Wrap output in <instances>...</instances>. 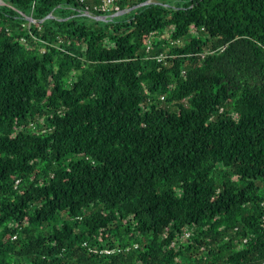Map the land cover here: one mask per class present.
<instances>
[{"label":"trees","instance_id":"16d2710c","mask_svg":"<svg viewBox=\"0 0 264 264\" xmlns=\"http://www.w3.org/2000/svg\"><path fill=\"white\" fill-rule=\"evenodd\" d=\"M1 1L0 264H264V0Z\"/></svg>","mask_w":264,"mask_h":264},{"label":"water","instance_id":"95a60500","mask_svg":"<svg viewBox=\"0 0 264 264\" xmlns=\"http://www.w3.org/2000/svg\"><path fill=\"white\" fill-rule=\"evenodd\" d=\"M151 2H152V0L144 1V2H142V3H139V4H136V5L132 6V7H130V8H127V9L120 10V11H118V12H115V13H113V14L110 15V16H106V15H93V14H91V13L88 12V11H85V12L83 13V15H84L85 17H89V18L94 19V20H97V21H107V20H112V19L115 18V17L122 16V15H124V14H126V13H128V12H130V11L136 9V8H139V7H141V6H144V5H146V4H150ZM0 4H3L1 0H0ZM47 18H53V15H52V14H49L47 17H45V18L42 19L41 21H44V20L47 19ZM28 20H30V21H32V22L34 21V20H32L31 18H28Z\"/></svg>","mask_w":264,"mask_h":264},{"label":"built area","instance_id":"2783aa9c","mask_svg":"<svg viewBox=\"0 0 264 264\" xmlns=\"http://www.w3.org/2000/svg\"><path fill=\"white\" fill-rule=\"evenodd\" d=\"M80 3H83L85 0H78ZM95 10L101 14H110L119 11V7L116 4L115 0H103V2L95 7ZM161 58H157L159 61ZM105 253H110V251H103ZM113 252V251H112Z\"/></svg>","mask_w":264,"mask_h":264},{"label":"rangeland","instance_id":"374dc122","mask_svg":"<svg viewBox=\"0 0 264 264\" xmlns=\"http://www.w3.org/2000/svg\"><path fill=\"white\" fill-rule=\"evenodd\" d=\"M111 253V252H110Z\"/></svg>","mask_w":264,"mask_h":264}]
</instances>
